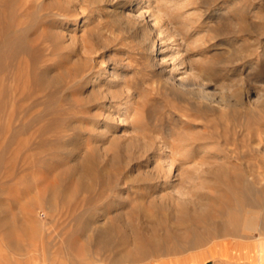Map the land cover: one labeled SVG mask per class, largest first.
Masks as SVG:
<instances>
[{
    "label": "rangeland",
    "instance_id": "obj_1",
    "mask_svg": "<svg viewBox=\"0 0 264 264\" xmlns=\"http://www.w3.org/2000/svg\"><path fill=\"white\" fill-rule=\"evenodd\" d=\"M4 8L20 28L0 40V264H178L184 252L202 258L195 248L208 243L228 258L210 247L216 239L263 236L264 226L234 220L256 190L225 183L241 175L264 185V0ZM15 38L25 46L20 63L5 55ZM225 193L219 226L204 221ZM146 207L167 213L164 229L177 217L186 227L141 256L134 233L150 224L139 213ZM78 214L96 225L109 218L116 247L75 233ZM127 250L130 260L114 258Z\"/></svg>",
    "mask_w": 264,
    "mask_h": 264
},
{
    "label": "bare ground",
    "instance_id": "obj_2",
    "mask_svg": "<svg viewBox=\"0 0 264 264\" xmlns=\"http://www.w3.org/2000/svg\"><path fill=\"white\" fill-rule=\"evenodd\" d=\"M6 2H7V0H0V40H1V43L3 45H4V43L8 39H6L5 36L4 35L2 36L1 34L6 33L7 31L9 32L10 30H14V29L17 30V29L20 28L19 27V22H18V24L17 23L14 24L13 22H11V21L8 20L9 15L5 11V8L6 7L4 8V5L6 4ZM20 11H21V9L19 10V12ZM12 40H10L9 42H12ZM14 40H16V38ZM21 40H22V38H21ZM21 40L20 41H17L16 40L17 43L14 44V47L12 46L9 49V51L5 54L6 57H7V61L12 60V59H17L19 61V63H20V61L23 58V55L22 54L25 52L24 51L25 46H23L20 43ZM3 58H4V56H3ZM2 76H3L2 78H5L6 77V74L4 73V75H2ZM95 76H96L95 74L92 76V79L90 80L91 82L98 80L97 76L96 77ZM196 85L199 86V89H200V91L203 92V95L204 96H208V91H207L206 87H204V85L202 83L197 82ZM199 89H198V91H199ZM5 91H7V90H5ZM2 92H3V90H2ZM260 162L262 163V161H260ZM231 166H232V164H231ZM246 166H247V164H246ZM249 166H250V164H249ZM233 167H234V164H233ZM250 167H253V166H250ZM261 167H262V165H261ZM247 170H249V169H247ZM261 171H263V170H261ZM249 174H251V173H249ZM252 175L253 176H256L254 174H252ZM229 178H231V177L229 176ZM256 180H257V178H256ZM258 181H260V179H258ZM237 183H240L241 184L240 187H238L239 185H236ZM225 184H228L230 186V188H233L232 190H235V191H236V189L243 190V191L244 190H246V191L247 190H256L255 194H252V195L250 194L251 196L242 193L243 196H244V201H243V204H242L243 206L240 209H238V213H237L238 215H237V217L235 216L236 218H234V217L233 218H234L235 221L240 220L241 223H242V225H243V228H246V229H251L252 230V229H255L258 225L264 226V185L263 186H260V187H257V186H255V180H254V178L252 179V181H250L248 177H243L241 175H237L236 180L235 179H229ZM228 185H225V186H228ZM228 189H229L228 187L225 188V187H219V186L216 188V190H228ZM226 195L227 194L225 193V195H224L225 197L223 199L224 202L223 203H220L219 205L217 204V202H216L217 200L215 199L213 205H211V208L208 211V214H205L206 216L205 215L204 216L202 215L203 218L205 217L204 219L201 217L204 221L209 222V223H211V224H213L215 226H219V224H220L219 214L223 212V208H224L223 205L225 206V204L227 205L229 203V198L226 197ZM262 198H263V201H262ZM234 199H235V197H234ZM223 200H221L220 202H222ZM232 202H233V198H232ZM140 205L142 206V204H140ZM232 206H234L233 203H232ZM146 208L149 210L150 207L149 208L146 207ZM164 208H166V207H164ZM147 209H141V210L139 209L140 210L139 213L142 216V218H144V221L146 223H150L149 226L144 224V225L141 226V229L138 231V233H136V232L134 233V239H136V242H135V252H136L137 255H141V256H143V255L151 252L152 250H154L155 248H157L159 245H162V242L166 238H168L170 236L177 237L178 235H177L176 231L173 228H175V229H178L179 228L180 229V227H182V226L185 225L184 222H186V220L184 219L186 217H182V218L177 217V220L175 219V221H176L175 223L174 222L171 223V219H170L169 220V224H168V226H169L168 229L169 230H167V229H164V226L165 225L163 224L164 221H167L166 220L167 217H168L167 216V213L161 212V211L159 213L158 211H155L156 209L155 210H152V211H150V210L148 211ZM84 210H86V209H84ZM83 212L84 211H82V213ZM228 212H230V211H228ZM228 212H226V213H228ZM198 215H201V214H198ZM223 215H224V219L227 218V214H224L223 213ZM230 217H231V215H230ZM230 217H229V220H231ZM201 218L195 217L194 220L195 221H198ZM75 221L77 222V225H75V229H74L75 230V233L77 232L78 234H80V236L81 235H84L85 238H86V242H88L89 244H91V246H95L98 249H102L103 251L109 250V249H113L114 247H116L117 240L115 239V233H114L115 230H113V226L111 224L112 222H111V220H109V218L108 219H104L103 222H101V224L96 225L95 222L98 221V218H96L95 216H87L84 219H80V215L78 214L76 216V218H75ZM188 221H190V220L187 219V222ZM167 223L168 222H166V225H167ZM221 223H222V221H221ZM241 223H240V226H241ZM226 224H228V222ZM193 225H195V223H193ZM138 226H139V224H138ZM132 227H134V226H132ZM135 227H134V229H135ZM170 227H172V228H170ZM185 227H186V225H185ZM204 228H205V226H204ZM228 228L226 229V227H224V229H226L227 232H229V229ZM131 229L132 228H130V230ZM221 230H222V228H221ZM208 232H209V230H208ZM208 232L206 234H209ZM257 233H258V231H257ZM263 233H264V231H263ZM78 234H76V235H78ZM262 235L264 236V234H262ZM253 238L255 240L254 241L255 242V245L257 243H258V245H260V244H262L264 242V237H262L261 235L260 236L259 235L258 236H255ZM77 240H78V238H77ZM228 240H229V238H220V239L213 240V241L210 242V247L211 248L221 247V250L226 251V252L227 251L230 252V247H229V244H228ZM131 241H134L133 238H132ZM131 243H133V242H131ZM81 245H83V244H81ZM73 247H74V245H73ZM77 247L78 246H76L75 248L77 249ZM81 247L83 249L86 248V247H84V245L81 246ZM80 250H82V249H80ZM87 250H89V249H87ZM72 251L74 252V251H77V250H72ZM132 255L133 254L131 252H129V250H127V251H121V252H118L117 251V253L114 256V258H116V259H129V258H131Z\"/></svg>",
    "mask_w": 264,
    "mask_h": 264
},
{
    "label": "crops",
    "instance_id": "obj_3",
    "mask_svg": "<svg viewBox=\"0 0 264 264\" xmlns=\"http://www.w3.org/2000/svg\"><path fill=\"white\" fill-rule=\"evenodd\" d=\"M254 241L253 237L229 238L228 244L230 252L227 251L229 255L228 258L218 253L211 252L208 248V243L204 246L195 248L199 249L202 258L193 260L191 256L184 252L179 255L178 264H264V256L261 255V253L264 252V242L260 245H258V243L255 245ZM168 264H176V262H169Z\"/></svg>",
    "mask_w": 264,
    "mask_h": 264
}]
</instances>
